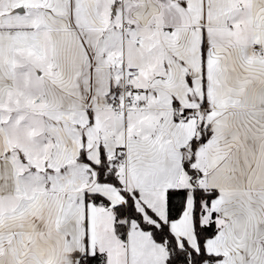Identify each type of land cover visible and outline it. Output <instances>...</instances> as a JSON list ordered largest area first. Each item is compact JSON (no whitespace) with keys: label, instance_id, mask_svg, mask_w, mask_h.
Returning <instances> with one entry per match:
<instances>
[{"label":"snow or ice","instance_id":"snow-or-ice-1","mask_svg":"<svg viewBox=\"0 0 264 264\" xmlns=\"http://www.w3.org/2000/svg\"><path fill=\"white\" fill-rule=\"evenodd\" d=\"M0 264H264V0H0Z\"/></svg>","mask_w":264,"mask_h":264}]
</instances>
